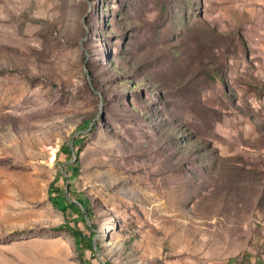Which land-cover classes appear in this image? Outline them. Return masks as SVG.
I'll return each instance as SVG.
<instances>
[{
	"label": "rangeland",
	"instance_id": "374dc122",
	"mask_svg": "<svg viewBox=\"0 0 264 264\" xmlns=\"http://www.w3.org/2000/svg\"><path fill=\"white\" fill-rule=\"evenodd\" d=\"M222 12L0 0V264H264V56Z\"/></svg>",
	"mask_w": 264,
	"mask_h": 264
},
{
	"label": "crops",
	"instance_id": "0c3cea01",
	"mask_svg": "<svg viewBox=\"0 0 264 264\" xmlns=\"http://www.w3.org/2000/svg\"><path fill=\"white\" fill-rule=\"evenodd\" d=\"M223 10L224 27L241 33L264 56V0H211Z\"/></svg>",
	"mask_w": 264,
	"mask_h": 264
},
{
	"label": "trees",
	"instance_id": "16d2710c",
	"mask_svg": "<svg viewBox=\"0 0 264 264\" xmlns=\"http://www.w3.org/2000/svg\"><path fill=\"white\" fill-rule=\"evenodd\" d=\"M88 125H89L88 122H85L83 125V129H86ZM77 142H80V141L76 139L75 143ZM70 166H71V173H76L78 171V168H76L74 165H70ZM48 193H49V199L51 200V202L56 207L60 208L63 212L70 209L74 213L78 214V216L83 217L82 209L78 207L74 202L69 201V199H67V197L65 196V186H59V185H56L54 182H52L49 186ZM76 200L80 202L82 207L85 209V212L87 213V215L91 216L92 211L90 209L88 200L80 196H77ZM68 228L71 234L73 235L77 246L80 249L86 248L85 246H87L88 240L84 236L83 232L78 228H73V227H68ZM93 235L94 234L92 233V237ZM83 264H87V263L83 262Z\"/></svg>",
	"mask_w": 264,
	"mask_h": 264
},
{
	"label": "water",
	"instance_id": "95a60500",
	"mask_svg": "<svg viewBox=\"0 0 264 264\" xmlns=\"http://www.w3.org/2000/svg\"><path fill=\"white\" fill-rule=\"evenodd\" d=\"M74 160H76V158H74ZM63 173H64V175H66L65 172H63ZM67 186H68V182H66V186H65V196L66 197H67ZM67 199H69V198L67 197ZM69 201L74 202L78 207H80L82 209L83 213H85V209L82 207V205L80 204L79 201L71 200V199H69Z\"/></svg>",
	"mask_w": 264,
	"mask_h": 264
}]
</instances>
